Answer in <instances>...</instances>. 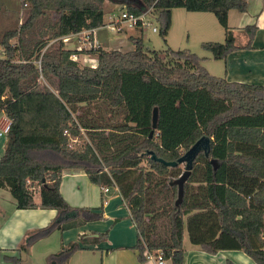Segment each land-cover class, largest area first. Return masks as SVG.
I'll list each match as a JSON object with an SVG mask.
<instances>
[{
    "label": "trees",
    "instance_id": "trees-1",
    "mask_svg": "<svg viewBox=\"0 0 264 264\" xmlns=\"http://www.w3.org/2000/svg\"><path fill=\"white\" fill-rule=\"evenodd\" d=\"M105 1L135 14L151 7L164 43L172 8L212 12L224 42L201 46L216 60L251 48L257 28L244 26L247 41L239 45L228 25L229 10L246 11L247 0H20L19 17L0 33V111L10 121L0 187L18 209L58 214L18 249L54 230L101 218L100 211L69 205L60 193L62 171L81 169L100 187L117 186L136 230L139 261L146 246L161 250L169 264H183L186 231L189 242L205 252L241 250L264 264V84L214 76L188 49L145 50L141 32L129 36L128 51L65 47L62 36L104 24ZM73 53L92 56L95 66L80 65L70 58ZM94 101L121 110L122 120L96 125L76 115L79 106ZM82 130L89 143L69 148ZM202 136L210 139L208 155L201 150L193 159L176 205L174 180L185 166L179 159ZM81 248L78 242L63 245L48 264H65Z\"/></svg>",
    "mask_w": 264,
    "mask_h": 264
},
{
    "label": "crops",
    "instance_id": "crops-1",
    "mask_svg": "<svg viewBox=\"0 0 264 264\" xmlns=\"http://www.w3.org/2000/svg\"><path fill=\"white\" fill-rule=\"evenodd\" d=\"M0 3L3 5L2 9L5 10V8L10 9L13 3L20 4V0H0ZM231 11L229 10L228 12V20ZM240 13V17L235 19L236 28L243 31L244 26L253 23H255L257 28L251 48H240L232 51L223 60L224 78L228 81L241 83L264 84V0H247L246 11ZM4 15L7 17L6 14ZM0 17L2 18V13H0ZM5 18H2V20ZM5 20L6 22H3L7 23V19ZM6 28L8 27H4V29ZM99 28L93 30V39L97 45L106 46L108 40L98 32ZM4 29L0 31L3 32ZM129 29L113 35V37H116L114 45L117 47L112 49L122 50L121 47L125 43L126 38L124 36L135 35ZM134 29L136 31L133 30V32L138 33L139 29ZM122 34H124L123 37L119 38L117 36ZM73 38L76 37H70L68 43H66V45H72L67 47L69 49H74L75 45H77V43L74 44L72 42ZM243 38V42L239 45L246 43L247 37L245 34H243ZM12 41L14 42V40ZM80 56L90 60L88 65L96 64L95 58L87 54H78V57ZM203 59L209 61L213 58L210 53V57L205 56ZM204 67L210 74L218 76V74H213L216 72H211L218 69L216 64L204 65ZM5 141L6 138L0 137V157L4 152ZM59 189L62 197L69 205L79 208H90L93 212L100 211L101 218L80 222L72 228L61 231L62 240L60 239L58 250L56 248L45 250L43 256L46 259L50 254L58 252L61 246L66 245L68 242L76 240L79 242L83 238L84 243L81 244L83 248L80 250L105 248L104 253L106 254L104 256L102 254L103 263L140 264L141 261L137 258L138 251L133 248L137 238L136 230L131 221L129 210L119 191H116L114 187H109V192L104 193L101 187L92 183L88 179L87 174L81 169H64ZM7 194H10V192L6 188L0 187V248L2 249L0 252V264H21V252H28L33 244L28 246L26 250L18 249V246L24 242L28 234L31 235L38 229L45 227L50 220L57 216L58 212L54 209H18L11 194ZM34 200L39 202L38 193L34 194ZM98 208L100 209L98 210ZM100 234H105L104 237L107 235V240H103V238L96 241ZM183 249V264H225L226 259H230L236 264H256L241 250H221L215 254H210L197 245L184 244V237ZM166 264H169L168 260Z\"/></svg>",
    "mask_w": 264,
    "mask_h": 264
},
{
    "label": "rangeland",
    "instance_id": "rangeland-1",
    "mask_svg": "<svg viewBox=\"0 0 264 264\" xmlns=\"http://www.w3.org/2000/svg\"><path fill=\"white\" fill-rule=\"evenodd\" d=\"M105 14L104 20L108 19V15L110 14H120L122 10H125L126 6L121 3H113L110 1H106L105 4ZM0 13H2V18L7 19L2 20L0 17V30H3L4 27H11L14 25L15 20L19 17L18 9L19 3H13L10 9L3 10V5L0 3ZM4 12V13H3ZM241 13L232 10L230 14V18L228 20V25L232 28L234 33L236 43L241 44L243 42V34L244 32L241 29L236 28V18L240 17ZM5 21V22H3ZM153 24L157 26L158 31L152 32L151 27L144 29L141 32L142 34V44L145 50L155 51L159 54L167 48L171 47L174 50L178 49H188L192 53H195L197 56L201 57V65L210 66V64H216L218 67L217 70H213L211 72H216L213 74H218L219 77H224V61L223 60H209L205 61L203 59L205 56L210 57V52L204 50L201 46V43L204 41H215L222 43L224 42V30L223 27L219 24L217 18L212 12H201V11H188L181 7H176L171 9V24L168 30L167 35L165 36L166 43H164L162 37L159 33L160 24L157 21L156 17L152 20ZM132 30L133 34H138L135 29ZM127 30V31H129ZM1 32V31H0ZM98 32L101 35H104V38L108 40V44L106 46H102L104 49L111 50L112 48H116L117 46L114 45V41L116 37H113V33L107 27H100ZM119 38L123 37L122 35H117ZM113 37V38H112ZM125 43L122 44L120 51H127L133 48L132 42L129 40V36H124ZM128 38V39H127ZM80 40L77 38H73L72 42L75 44ZM65 47H71L72 45H66L68 42H63ZM75 45V46H77ZM90 56V55H89ZM92 57V56H91ZM86 58H82L81 56L78 57V62L80 65H88L90 60ZM82 115L88 121H93L96 125H112L118 123L122 120L123 113L121 110H112L110 109L104 102L102 101H94L82 106H79L78 111L76 112ZM3 117V114H1ZM1 138L5 139L6 136H1ZM88 142L89 139L87 133L82 130L81 137H74L69 140L68 147L69 148H82L83 145ZM182 168L183 165L181 164ZM184 170V169H183ZM10 195V194H7ZM10 197V196H9ZM1 200V199H0ZM106 232V231H104ZM107 234V232H106ZM44 237V238H43ZM34 241L33 246L28 250V252H21V264H48V261L43 253L45 250H49V248H59V242L61 239V231L54 230L47 236H43ZM107 237V235H106ZM104 237L103 240H107ZM61 239V240H60ZM71 242H78L71 241ZM80 244H83V238L79 240ZM78 242V243H79ZM70 243V242H68ZM67 243V244H68ZM94 243V242H93ZM190 243L188 240V236L186 231L184 232V244ZM66 244V245H67ZM131 249V248H130ZM129 249V250H130ZM58 250V249H57ZM105 248L101 249H84V250H76L70 254L68 260L65 264H111L109 262H102V254L104 256ZM55 252V251H52Z\"/></svg>",
    "mask_w": 264,
    "mask_h": 264
},
{
    "label": "built area",
    "instance_id": "built-area-1",
    "mask_svg": "<svg viewBox=\"0 0 264 264\" xmlns=\"http://www.w3.org/2000/svg\"><path fill=\"white\" fill-rule=\"evenodd\" d=\"M155 15L152 12V8H148L143 10L140 14H135L132 12H129L127 10H122L120 14H110L108 15V19L102 26L109 28V30L113 34L120 33L121 31H124L126 29H134L137 28L141 31L144 29L151 27L152 32H157L158 28L155 26L152 22ZM92 30H82L77 33H73L70 35L62 36L61 39L63 42H68L70 37L74 36L80 41L78 42V45L75 46V50L82 51L83 49H89L97 46L96 41L92 38H90V34L93 32ZM2 55V49L0 48V56ZM73 60H78V54L73 53L70 56ZM39 64V61L36 62ZM92 67L95 66V64L90 65ZM1 113V111H0ZM3 114V113H2ZM10 121L9 119L3 114V117L0 114V137L6 136V134L9 131ZM114 188L116 191H118L117 186L114 185ZM101 190L104 193L109 192V187H101ZM144 260L140 262V264H166V259L163 257V252L161 250L156 251H150L145 246L144 248Z\"/></svg>",
    "mask_w": 264,
    "mask_h": 264
},
{
    "label": "water",
    "instance_id": "water-1",
    "mask_svg": "<svg viewBox=\"0 0 264 264\" xmlns=\"http://www.w3.org/2000/svg\"><path fill=\"white\" fill-rule=\"evenodd\" d=\"M156 122H157V108L155 107L152 112V128H156ZM152 134V131L150 132V135ZM210 148V139L208 137L202 136L200 139H198L179 159L180 163H184V170L183 172L178 176L177 179L174 180V183L177 185V198L175 201V204H179L182 201L183 193H184V183L187 181L192 167V162L197 153L201 150L204 151L205 155H208ZM152 157L155 158L154 154L150 152ZM165 164L168 165H174V162H166L162 159H159Z\"/></svg>",
    "mask_w": 264,
    "mask_h": 264
}]
</instances>
